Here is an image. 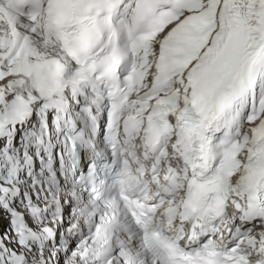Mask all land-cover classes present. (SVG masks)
I'll return each instance as SVG.
<instances>
[{"label": "snow or ice", "instance_id": "6c2138e0", "mask_svg": "<svg viewBox=\"0 0 264 264\" xmlns=\"http://www.w3.org/2000/svg\"><path fill=\"white\" fill-rule=\"evenodd\" d=\"M0 64L109 102L65 264H264V0H0Z\"/></svg>", "mask_w": 264, "mask_h": 264}, {"label": "bare ground", "instance_id": "6f19581e", "mask_svg": "<svg viewBox=\"0 0 264 264\" xmlns=\"http://www.w3.org/2000/svg\"><path fill=\"white\" fill-rule=\"evenodd\" d=\"M22 76L14 73L11 65L0 64V81H6L0 83V91L6 92V97L9 96V88L20 84ZM28 78H31L28 84L33 87L35 77ZM67 100L72 106L68 115H76L72 109L75 102L89 99L85 93L73 91L67 93ZM0 112L2 113L1 110ZM1 113L0 136L3 142L6 139L3 137L10 132L11 126L8 128ZM38 130H41V120L33 118L20 129L12 130L10 138H15L7 145L3 144L7 152L0 151V163L6 165L0 170V189H4L0 194V258H3L1 253L4 256L8 254L7 260L0 261L2 264H51L49 256L57 249L61 250L58 264L65 262L63 245L67 236H63V233L73 226L68 216L71 208L78 204L66 200L71 198L72 189L68 179L61 176L64 170L58 164V160L62 159L59 157H62V150L58 142L53 136L44 133L38 136ZM2 131H5L4 135ZM54 200H58L59 204L50 209L45 208V205L51 206ZM27 206L32 209L30 214L25 213L29 211ZM42 224L44 228L41 227ZM13 234H16L13 237L15 242L5 249L4 240L9 238L5 236ZM75 245L76 240L73 238L68 247L74 249ZM12 249L16 252L24 250L25 255L19 262L16 257H9Z\"/></svg>", "mask_w": 264, "mask_h": 264}, {"label": "rangeland", "instance_id": "374dc122", "mask_svg": "<svg viewBox=\"0 0 264 264\" xmlns=\"http://www.w3.org/2000/svg\"><path fill=\"white\" fill-rule=\"evenodd\" d=\"M3 190H4L3 188L0 189V194L3 192ZM0 196H1V195H0ZM1 216H2V214L0 213V218H1ZM1 219H2V218H1ZM1 219H0V220H1ZM5 237H9V236L6 235ZM10 237H11V238L15 237V234L11 235ZM3 253L5 254V252H3ZM7 253H8V252H7ZM17 253L19 254L20 251H17ZM7 256H8V254H5V256H4V255L1 253V257H3V258H0V261H2V260H7V258H6ZM10 256H11V253L9 254V257H10ZM4 257H5V258H4ZM0 264H2V263H0Z\"/></svg>", "mask_w": 264, "mask_h": 264}]
</instances>
